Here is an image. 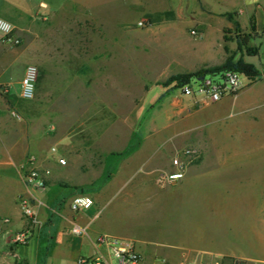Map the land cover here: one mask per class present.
I'll list each match as a JSON object with an SVG mask.
<instances>
[{"label": "rangeland", "instance_id": "374dc122", "mask_svg": "<svg viewBox=\"0 0 264 264\" xmlns=\"http://www.w3.org/2000/svg\"><path fill=\"white\" fill-rule=\"evenodd\" d=\"M69 3L60 20L66 27L56 26L57 37L48 45H35L39 60L31 58L29 36L20 44H6L5 52L22 57L8 63L2 76L5 85L0 81V131L10 127L27 139L43 140L46 146L36 156L38 164L57 163L63 168L68 164H61L59 158H75L92 180L108 181L116 155L140 150L144 137L149 138L144 151L149 168L172 163L178 151L190 146L201 149L199 141L214 137L219 148L262 151L228 160L253 162L264 173V75L251 86V80L244 78L241 96L224 106L181 95L178 84L169 81L177 74L222 65L228 58H244L264 74V28L257 31L248 26L255 14L257 26L264 24V0L256 5L246 2L242 15L238 9L208 13L209 7L227 11L243 5V0H167L164 12L136 13L128 24L85 20L74 2ZM176 6L190 12V17L182 12L176 20ZM237 23L253 34L251 46H259L258 55H249L235 39H224V28H230L228 35L234 37ZM47 55L54 57L52 62ZM28 64L39 69L31 100L21 97L22 74ZM221 75L214 79L222 80ZM58 183L64 185L65 180ZM0 264L28 262L9 248L0 252Z\"/></svg>", "mask_w": 264, "mask_h": 264}, {"label": "crops", "instance_id": "0c3cea01", "mask_svg": "<svg viewBox=\"0 0 264 264\" xmlns=\"http://www.w3.org/2000/svg\"><path fill=\"white\" fill-rule=\"evenodd\" d=\"M69 1L38 0L32 4L30 0H0V17L12 23L20 39L30 37L31 58L38 59L35 45H48L57 37L56 26L66 27L60 20L71 6ZM72 1L81 18L118 24L133 22L136 13L164 12L167 3V0ZM243 2L227 11L208 6V14L238 9L242 15L246 2L256 5L257 0ZM174 11L176 20L182 12L183 17L186 14L190 17V12L183 11L181 6ZM252 22L257 31L264 28V24L257 26L256 14L254 21L249 18L248 26L252 27ZM200 25L205 26L202 22ZM6 46L0 35V81L4 85L2 76L8 63L22 57L5 52ZM46 57L48 62L54 59ZM256 82L251 81L248 86ZM244 89L235 95V100L231 99L234 96H227L218 104L206 105L232 104ZM25 137L10 127L0 131V252L13 248L28 264H78L80 256L94 254L95 238L107 234L134 241L144 264H234L238 260L264 264L262 167L253 162L228 160L237 155H261L262 151L219 148L214 137L208 138L199 141L202 157L182 179L161 184L157 179L159 172L173 171L175 167L169 162L149 168L146 163L149 155L144 152L149 138L144 137L140 150L131 155H116L114 172L108 181L92 180L75 158L66 159L68 166L63 168L57 163L46 167L39 162L41 169L50 173L46 176V187L37 190L26 186L20 166L31 156H39L46 144L33 136ZM60 179L65 180L64 185L58 183ZM80 193L90 194L95 204L89 210L75 212L71 201ZM22 196L32 198L41 226L34 229L27 243L13 244V234L28 225L20 207ZM74 222L87 225L89 237L72 234Z\"/></svg>", "mask_w": 264, "mask_h": 264}, {"label": "built area", "instance_id": "2783aa9c", "mask_svg": "<svg viewBox=\"0 0 264 264\" xmlns=\"http://www.w3.org/2000/svg\"><path fill=\"white\" fill-rule=\"evenodd\" d=\"M42 7L46 5L41 3ZM141 25L144 21L140 22ZM0 35L1 41L5 44L17 45L21 43L20 37L14 32L11 22L0 17ZM210 75V76H209ZM216 74H204L195 77L190 82L178 87L181 95L191 97L202 104H213L221 101L227 96H235L244 87V78L246 76L236 70H229L222 73V80L214 79ZM39 76V69L34 64H28L25 68L21 80V97L25 100H31L36 95V84ZM201 77H203L201 79ZM13 115L21 119L19 113L13 111ZM54 152L57 151L53 147ZM202 157V150L197 146L184 148L173 157V171H160L158 181L161 184L175 183L185 176L188 168L196 164ZM61 164H66L65 158H60ZM22 179L28 188L43 189L46 187V176L49 170H43L38 164L36 156H31L26 163L20 166ZM95 204L94 198L87 193L76 194L71 201V208L75 212H82L91 209ZM20 207L23 215L28 219V225L13 234L12 242L14 244H25L33 236L36 227L41 226V221L37 216L32 198L22 196L20 198ZM72 234L76 236L89 237L87 225L74 222L70 228ZM96 250L92 255H83L78 258V264H144L142 253L136 248L131 239L111 236L107 234L98 235L95 238ZM234 264H246L242 260L235 261Z\"/></svg>", "mask_w": 264, "mask_h": 264}, {"label": "trees", "instance_id": "16d2710c", "mask_svg": "<svg viewBox=\"0 0 264 264\" xmlns=\"http://www.w3.org/2000/svg\"><path fill=\"white\" fill-rule=\"evenodd\" d=\"M230 17L232 13L228 14ZM252 27L254 28V22H252ZM230 28H224V39L228 40H237L240 47H244L249 55L255 56L259 53V46L252 47L251 41L253 39L252 33H246L241 29L239 23H237V29L234 32V37L228 35ZM229 70H236L242 72L249 80L254 81L261 79L263 73L259 70V68L252 62L246 61L244 58H239L238 60H234L232 58H228L225 63L218 66H212L209 68H202L196 72L190 73H182L172 76L169 81L176 82L178 85L177 87L181 86L182 84L190 82L195 77H200L204 74H222ZM163 97V95L161 96ZM10 105V102H7Z\"/></svg>", "mask_w": 264, "mask_h": 264}, {"label": "water", "instance_id": "95a60500", "mask_svg": "<svg viewBox=\"0 0 264 264\" xmlns=\"http://www.w3.org/2000/svg\"><path fill=\"white\" fill-rule=\"evenodd\" d=\"M203 77H201V79H202Z\"/></svg>", "mask_w": 264, "mask_h": 264}]
</instances>
